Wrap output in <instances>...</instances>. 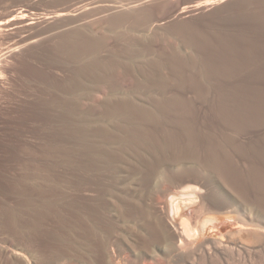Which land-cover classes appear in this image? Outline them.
I'll use <instances>...</instances> for the list:
<instances>
[{
  "label": "rangeland",
  "instance_id": "1",
  "mask_svg": "<svg viewBox=\"0 0 264 264\" xmlns=\"http://www.w3.org/2000/svg\"><path fill=\"white\" fill-rule=\"evenodd\" d=\"M119 14L123 16L115 18ZM116 35L120 37L117 38ZM68 37L72 38V41H69ZM80 37H83V41L78 40ZM94 38L101 41L97 54L67 58L65 39L73 45L77 40L82 43L84 39ZM75 44L73 49L79 47ZM128 48H132L134 52L137 51L135 49H142L143 54L134 57L136 54H132ZM173 54L185 58L193 56L195 61L199 58L200 62L181 65L180 69L183 71L173 69L170 59ZM163 59L167 62L164 63ZM143 60L160 62L145 65L144 71L141 69ZM29 61L30 65L42 68L43 73L34 74L35 76L23 75L24 65ZM95 61L99 62L98 66L93 63ZM139 62L141 68L138 66ZM86 63L90 64L89 69L81 77L77 71ZM219 64L221 65L218 66ZM223 64H228V68ZM248 67L253 69L249 70ZM207 69L214 70L206 72ZM230 69L233 71L230 72ZM203 70L213 75L211 94L204 92L208 93L207 99H219L225 94L231 104H228L229 107L238 104L239 108V101L233 104V100L238 98L236 95L243 97L232 93L233 90L230 89L233 83L237 82L244 92L254 89L258 83L264 85V0H0V264H264V196L260 197V186L254 188L251 182L246 181L248 178L245 153H241L246 150L243 146L246 134L238 136L230 127H225L230 129L219 133H226L228 137L230 135L233 137L231 139L236 140L232 141L233 145L239 146V149L234 151L229 148L232 142L224 143L228 146L224 149L228 148L230 151L227 153L230 156L224 158H227L226 161L231 159L232 163L229 169L226 167L228 165L223 166L225 173L222 167H211L209 161L212 157L204 151H198V156L187 152L184 154L183 150L177 148L174 152L172 147L167 149L170 152L159 150L163 152L157 151V154L153 155L142 149L137 152L135 150L131 155L130 151L128 155L115 160L114 165L111 163L116 166L114 169L108 167L105 171L103 167V172L101 165L98 169L100 171H88L87 178L79 186L74 185L73 173L76 167L74 164L71 166L70 149L74 144L62 139L54 141L51 131L37 115L41 109L34 108L37 96L41 99L49 98V95L44 93L47 89L49 92H56L60 98H63L62 95L66 96L62 90V80L72 73L81 85H76L71 94L74 102L76 101L72 108L76 120L96 122L94 126L103 122L105 126H110L107 125L110 131L116 129L111 126L117 121L121 122L120 119L122 122L124 119L135 120L128 109L115 116L105 113L104 108L111 107L114 100V96L113 99L110 98L111 95L122 93V96L128 94L134 104H143L142 107L145 104L147 109L152 108L160 96L182 98V102H191H183L187 107L184 106V110L186 109V114L189 113L194 120L199 119V123H204L210 119L216 128L221 127L220 118L216 111L212 110L214 107H211V99L206 103L207 100L201 97V91L198 92V98L199 94L188 85L184 86V90L177 86L176 77L179 75L198 74ZM149 71L153 75L150 76ZM258 72L259 76L262 74L261 77L255 75ZM232 74H236L234 79L229 77L234 76ZM149 76L154 79L167 77L169 84L167 83L166 91L161 92V88L155 85L136 83L137 80L143 81ZM24 78L26 79L23 80ZM112 80L117 82L115 88L117 86L119 91L112 90ZM216 95H219L218 98ZM225 96L222 98L227 102ZM155 98L157 99L153 100ZM214 99L211 101L212 105L221 107L220 103L223 104L224 101H218V106L217 100L214 102ZM106 102H109L110 106ZM226 102L223 106H227ZM245 104L241 101V106ZM54 105L53 125L60 130L64 122L63 109L58 103ZM191 105L196 108H192L196 113L191 114ZM188 115V119H191ZM10 116H13V119L9 118ZM220 127L217 130L220 131ZM115 131L117 130H113ZM237 141L242 145L234 144ZM241 146L245 150H240ZM170 149L178 154L174 163L169 160L174 154ZM206 156L210 157L209 160ZM85 159L86 157L84 162ZM205 161H208L207 164H204ZM132 166L136 169H131ZM149 169H154L155 174L153 181L146 186L142 182ZM52 170L53 173L59 174L57 185L42 181ZM84 173L86 175L85 171ZM35 174L41 176L39 184L44 185L41 188L49 194L42 197L37 191L38 188L31 185ZM92 174H99V178L96 180ZM226 177L230 179L227 180ZM51 184H54V189H51L50 193L51 187L48 185ZM185 188L194 191L195 201L182 210L181 207L172 218L167 207L169 196L166 195L178 194V190L180 192ZM254 189L258 190L259 195ZM54 207L59 210H53ZM40 208L47 211L44 212V225L39 236L21 234L25 237L22 238L18 236L20 232L15 235L16 230L9 224L11 219L25 221L34 216V212ZM212 217L213 221L201 229V222ZM30 236L33 238L30 239Z\"/></svg>",
  "mask_w": 264,
  "mask_h": 264
},
{
  "label": "bare ground",
  "instance_id": "2",
  "mask_svg": "<svg viewBox=\"0 0 264 264\" xmlns=\"http://www.w3.org/2000/svg\"><path fill=\"white\" fill-rule=\"evenodd\" d=\"M132 4V3H131ZM121 14V13H120ZM119 14V16H116L115 18H118V17H121V16H123V15H120ZM127 14H129V13H127ZM131 15V14H130ZM129 15V16H130ZM124 16H126V15H124ZM126 19V18H125ZM116 20V19H115ZM117 21H118V19H117ZM136 23V22H135ZM106 24V23H105ZM140 24V23H139ZM110 26V25H109ZM135 26H136V24H135ZM78 34V33H77ZM187 34V33H186ZM192 34H193V32H192ZM195 34V33H194ZM193 34V35H194ZM80 35V34H79ZM121 35V34H120ZM120 35H116V37L117 38H119L120 37ZM68 36V35H67ZM74 36V35H73ZM83 36V35H82ZM232 36V35H231ZM100 37V36H99ZM116 37H115V39H116ZM188 37V36H187ZM200 37V36H199ZM71 38V37H70ZM74 38V37H73ZM78 38V37H77ZM81 38H83V37H80V39H78V40H82L83 41V39H81ZM133 38V37H132ZM68 39H69V37H68ZM72 39V38H71ZM71 39H69V41L71 40ZM193 39V38H192ZM220 39V38H219ZM226 39V38H225ZM66 40L67 39H65L64 41L66 42ZM77 40V39H76ZM78 40H77V43H78ZM102 40H103V38H102ZM187 40V39H186ZM196 40V39H195ZM202 40H203V38H202ZM210 40V39H209ZM222 40V39H221ZM68 40H67V44L64 42V46H65V48H66V55H67V58H73V57H77V56H82V55H91V54H97V51H98V49H99V46H100V43H101V41L99 40V38L97 39H93V40H88V39H84V42H82L81 43V41H80V43H73V45L75 44L76 46H79L77 49H73V47H75V46H73L70 42H69ZM72 41V40H71ZM73 41H75V39L73 40ZM135 41V40H134ZM200 41V40H199ZM223 41V40H222ZM226 41V40H225ZM59 42V41H58ZM62 42V41H61ZM60 42V43H61ZM139 42V41H138ZM191 42V41H190ZM132 43V42H131ZM209 43V42H208ZM223 43V42H222ZM225 43V42H224ZM66 44V45H65ZM80 44V45H79ZM125 44H126V42H125ZM129 44V43H128ZM199 44H201V43H199ZM99 45V46H98ZM189 45V44H188ZM202 45V44H201ZM73 46V47H72ZM177 46V45H176ZM52 47V46H51ZM50 47V48H51ZM126 47H129V46H127L126 45ZM125 47V48H126ZM196 47V46H195ZM57 47L55 46V48L54 49H56ZM130 48H128V50H129ZM135 49V48H134ZM181 49V48H180ZM199 49V48H198ZM60 50V49H59ZM131 51L133 50L132 48L130 49ZM135 50H137V51H129V52H131L132 54H136V55H134V57L136 56H141L142 54H143V52H142V49H135ZM146 50V49H145ZM51 51H52V49H51ZM55 51H57V50H55ZM101 51V50H100ZM54 52V51H53ZM59 52V51H58ZM134 52V53H133ZM172 52V51H171ZM181 52V51H180ZM179 52V53H180ZM228 52H229V49H228ZM232 52H234V51H232ZM232 52H230V53H232ZM57 53V52H56ZM225 53V52H224ZM117 54V51L115 52V55ZM119 54V53H118ZM100 55V54H99ZM113 55V54H112ZM129 55V54H128ZM168 55H169V53H168ZM182 55V54H181ZM189 55V54H188ZM194 55V54H193ZM207 55V54H206ZM225 55H227V54H225ZM195 56V55H194ZM196 56H198V55H196ZM195 56V57H196ZM222 56V55H221ZM230 56V55H229ZM233 56V55H232ZM55 57V56H54ZM83 57V56H82ZM218 57V56H217ZM38 58V57H37ZM41 58V57H40ZM238 58V57H237ZM134 59V58H133ZM162 59V58H161ZM170 59H171V62H172V68L173 69H180L181 67V65H184V64H187V65H194L195 63H196V61H198L199 60V58H198V60H196L195 61V58H193V56H191V57H188V58H185V56L184 57H181V56H178L177 54H173V56H171L170 57ZM213 59H215L214 57H213ZM241 59V58H240ZM239 59V60H240ZM24 60V59H23ZM79 60H80V58H79ZM83 60V59H82ZM92 60V59H91ZM95 60V59H94ZM157 60V59H156ZM156 60H151V61H149V60H145V61H147V63L144 61V62H139L138 64V66L140 67V64L142 65L140 68L142 69V70H144L145 71V68H143V67H145V65H147V64H152V65H155V64H157L158 62H160V61H156ZM159 60V59H158ZM200 60L202 61V57L200 58ZM212 60V59H211ZM220 60V59H219ZM7 61V60H6ZM68 61V60H67ZM99 61H101V60H99ZM104 61V60H103ZM141 61V60H140ZM152 61H154V62H152ZM163 61H164V63L165 62H167V60L166 59H163ZM215 61H217L218 62V60H215ZM234 61H235V58H234ZM248 61V60H247ZM247 61H244V62H247ZM26 62V61H25ZM35 62H38V61H35ZM80 62H81V60H80ZM84 62H86V61H84ZM88 62V61H87ZM102 62V61H101ZM198 62H200V61H198ZM212 62H214V60L212 61ZM228 62V61H227ZM233 62V61H232ZM242 62V61H241ZM243 62V63H244ZM249 62V61H248ZM253 62V61H252ZM28 63V62H27ZM77 63V62H76ZM93 63H96V65L98 66L99 65V62H97V61H95V62H93ZM163 63V62H162ZM202 63V62H201ZM207 63V62H206ZM222 63H224V62H222ZM226 63V62H225ZM224 63V64H225ZM234 63V62H233ZM233 63H231V65L233 64ZM250 63V62H249ZM26 64V63H25ZM33 64V63H32ZM105 64V63H104ZM119 64V63H118ZM167 64V63H166ZM198 64V63H197ZM215 64V63H214ZM214 64H212V65H214ZM223 64V65H224ZM78 65V64H77ZM82 65V64H81ZM129 65V64H128ZM209 65V64H208ZM221 64H219L218 66H220ZM235 65V64H234ZM238 65V64H237ZM247 65H248V63H247ZM257 65V64H256ZM25 67H24V74L23 75H28V74H37V75H41L42 73H43V69L42 68H37V66L36 65H30V61H29V63L28 64H26V65H24ZM89 66H90V64L89 63H86V65H82V67L77 71L78 72V74H79V76H84L83 74H86L87 73V71H88V69H89ZM131 66V65H130ZM160 66H161V64H160ZM163 66H165V65H163ZM167 66V65H166ZM201 66V65H200ZM202 66H203V64H202ZM204 66H205V63H204ZM207 66V65H206ZM210 66V65H209ZM215 67H216V70L218 69L217 68V65L215 64L214 65ZM213 66V67H214ZM225 66V65H224ZM223 66V67H224ZM228 64H227V66H225V67H227L228 68ZM252 66V63L250 64V67ZM254 66V65H253ZM23 67V66H22ZM45 67V66H44ZM79 67V66H78ZM100 67V66H99ZM119 67V66H118ZM159 67V66H158ZM162 67V66H161ZM186 68H187V66H185ZM190 67V66H189ZM213 67H211V68H213ZM222 67V68H223ZM255 67H257V66H255ZM254 67V68H255ZM152 68V67H151ZM196 68V67H195ZM231 68V67H230ZM242 68H243V64H242ZM247 68V67H246ZM76 69V68H75ZM106 69V68H105ZM149 69V68H148ZM165 69V68H164ZM191 69H193V68H191ZM201 69V68H200ZM233 69V68H232ZM238 69V68H237ZM248 69H249V67H248ZM250 69H253V68H250ZM249 69V70H250ZM92 70V69H91ZM110 70V69H109ZM124 70V69H123ZM142 70H140V71H138V72H141ZM181 70V69H180ZM186 70V69H185ZM188 70V69H187ZM189 70H190V68H189ZM198 70V69H197ZM211 70H214V69H211ZM211 70H206V72H208V71H211ZM222 70H224V69H221V71ZM231 70V69H230ZM244 70V69H243ZM256 70V69H255ZM106 71V70H105ZM105 71H103V72H105ZM181 71H183V70H181ZM219 71V70H218ZM225 71V70H224ZM229 71V70H228ZM233 70H231L230 72H232ZM48 72V71H47ZM150 72V71H149ZM149 72H148V74H149ZM190 72V71H189ZM204 70L203 71H200V72H198V74H193V73H186V71H185V75H179V77H176V79L178 80V88H180V89H183L184 90V86H186V85H188L189 87H190V89H194V92H200L201 91V93H203V96L201 95V97H202V99L204 100V99H206L207 101H206V103L208 102L209 103V99H211L210 100V103H211V107L213 108L212 110H214V111H216V113H217V116H218V118H220V120H221V122H222V125H221V127L220 126H218V127H220V131L219 130H217V128H216V126L214 125V124H212V121L210 122L209 120V122L207 121H205L204 123L206 124L207 123V125H204V123H199L200 122V120H199V122H198V120L196 121V120H194V118L192 117V116H190V115H188V114H186L187 113V111H186V109L184 110V108L186 107L185 106V103H183V102H185L186 101V103L188 102L187 100H185V101H183L182 102V98L180 97V95H177V96H179L181 99H179L178 97L177 98H175L176 96H173L174 98H171L170 96H168V97H170V98H161V96L157 99V98H155V99H153V100H156L155 102V104H154V101H153V104H154V106L151 108L150 106H148V107H150V109L148 108H145L146 106H145V104H144V106L142 107V105L141 106H139L138 104L139 103H137V104H134L131 100H130V98H129V95L128 94H125L126 96H122L121 94V96L122 97H120V95L118 94V93H116V94H118L117 96L119 97H117L116 96V94L115 95H111V99H113L112 98V96H114V100H112L113 102H112V105H111V107H109L110 105H109V102L107 103L109 106V108L107 109V107H106V104H104L105 105V107L106 108H104V109H106L105 110V113L106 114H111V115H113L114 114V116L117 114V113H119V112H125L127 109L128 110H131V114L135 117L134 119L135 120H131V121H126V119H124V121L122 122V119H120L121 120V122H118L117 121V123H115V124H113L114 126H111V128H116V129H112V131H110L111 129H109V125L107 124V123H105V124H107L109 127L107 128V125L105 126L104 124H103V122L102 123H100L99 122V124H97V126H94L95 124L94 123H96V122H92V121H86V120H84V119H80V121H79V119H77L76 120V118L74 117V115H73V112H72V108H73V104L76 102H74V98L71 96V94H72V92H73V89H74V87L76 86V85H79V86H81L80 84H78L77 83V81H76V78L75 77H73V75L74 74H72V73H70V74H68V76L65 78V80H62V81H64V86H63V91H64V93L66 94V96H63L62 95V97L63 98H60V96L56 93V92H49L48 90L49 89H47L46 91L47 92H44V93H47L48 95H49V98L47 99V98H45V99H41V98H38V97H40V96H37L36 98H37V100H35L34 101V105H35V107L34 108H38V109H41L40 110V112H39V114H37V115H39V118L41 119V121L45 124V127L46 128H48V130H50L51 132V137L54 139V141H57V140H60V139H62V140H67V141H70V142H72V144H74L73 146H72V148L70 149V151H71V155L70 154H68V155H70V156H72L71 157V161H72V163H71V161H70V163L72 164H70L71 166H74V167H76L75 169H74V173H73V177L75 178L74 180H73V182H74V185H79L80 186V184L81 183H84V181H85V179L87 178L86 176H87V172L88 171H94L95 172V170H97V171H100V170H98L99 169V167L102 165V170H103V167L105 168V171H106V168H112V169H114L116 166H112L111 165V163L113 164V162L115 163V160L117 161V159L119 158H122V156L123 155H128L127 153H129L130 151H131V153H130V155L131 154H133L132 152H134L135 153V150H136V152L137 151H141L142 149H144V150H146L147 152H149L150 154L152 153H156L157 151H159V150H167L168 148H172V147H174V148H172V149H175V148H177L178 150H183L184 151V154H185V152H187V153H191L190 155H196L197 153L199 154V152L198 151H201V152H205V153H207L210 157H212V159H210L211 161H209L210 162V164H211V167H212V165H213V167H215V168H219V169H222L223 168V172H224V167L223 166H226V165H228V166H226L227 167V169H229L228 167H230V165L232 164L231 162H230V157H229V163L226 161V159L227 158H224V157H228V155L229 154H227V153H229L230 151L228 150V148H225V149H227L228 151H225V149H224V147H226L227 145L226 144H224L225 142H227V141H230V142H232L234 139H231V138H233V137H231L229 134V137L228 136H226L224 133V135L226 136H224V135H220L219 133L222 131V130H228V129H233L234 131H235V133L236 134H238V136L239 135H243V134H246V140H244V141H246V142H244L243 141V143H245V144H243V146H244V148H246V150L242 147V148H240V150L242 149V150H245V151H243V152H241V153H245V161H246V163H245V161H244V163L246 164H244L245 166H246V171H247V178H248V180H246V181H249V182H251L253 185V187L254 188H257L256 186H258V188H260L261 190H262V192L260 193L261 195L263 194V189H264V85H262V84H257V86H254V89H249V91H247V92H244V91H242V89L239 87L240 85L237 83V82H235V83H233V85L231 86V89L230 90H233V92L232 93H238V94H240V96H242L243 95V97L242 98H239V95H236L238 98H234V103H233V101H232V103L233 104H235V101H236V103H238V101H239V103H240V106H241V101H243V104H245L246 105V107H244L245 105H243V106H241V108H240V106H239V108H238V104L234 107L233 105V107H229L231 104H229V102H228V99H227V97L225 96V94H224V96H225V99H227V102H226V100L224 101V99L222 98V97H224V96H222L221 98L219 97V99H214V97L213 98H208L207 99V97H208V93H204V92H209V94H211V90H213V87L211 86V79H212V77H213V75L209 72V73H206ZM255 72V71H254ZM137 73V72H136ZM170 73V72H169ZM175 73H177V72H175ZM174 73V74H175ZM196 73V72H195ZM219 73V72H218ZM221 73H223V72H221ZM220 73V74H221ZM236 73V72H235ZM104 74V73H103ZM143 74H145L144 72H143ZM146 74H147V71H146ZM146 74L145 75H143L144 77H146ZM173 74V73H172ZM178 74H180V73H178ZM224 75H225V73H223ZM226 74H228V73H226ZM1 75V74H0ZM151 75H153V73L151 74V72H150V76ZM170 75V74H169ZM217 76H218V74H216ZM232 75H234V76H230L229 75V77H236V74H232ZM255 75H257V76H259V72L258 73H256ZM35 76V75H34ZM49 76V75H48ZM50 76H51V74H50ZM112 76V75H111ZM139 77H140V75H138ZM148 76V75H147ZM150 76L149 77H147V79L146 80H143V81H140V80H137V84H139V83H146V84H148V86L149 85H155V87H160L161 88V92L162 91H166V89H167V83H168V79H167V77H164V78H166V79H164V78H159V79H157V78H155L154 79V77L152 76V78H150ZM220 76V75H219ZM262 76V74L260 73V76L259 77H261ZM2 77V76H1ZM24 77V76H23ZM33 77V76H32ZM39 77V76H38ZM53 77V76H52ZM90 77V76H89ZM105 77V76H104ZM107 77V76H106ZM225 77V76H224ZM229 77H227V78H229ZM26 78H27V76H26ZM26 78H24L23 80H25ZM55 78V77H54ZM80 77H78V79H79ZM98 78H100V77H98ZM111 78V77H110ZM123 78V77H122ZM142 78V77H141ZM150 78V79H149ZM215 78V77H214ZM258 78V77H257ZM109 79V78H108ZM173 79V78H172ZM171 79V80H172ZM224 79V78H223ZM225 79H226V77H225ZM224 79V80H225ZM234 79V78H233ZM261 79V78H260ZM21 81H22V79H20ZM53 80V79H52ZM83 80V79H82ZM100 80H101V78H100ZM106 80V79H105ZM115 80H116V78H115ZM115 80H112V82H111V86L113 87V89L112 90H115L116 92L117 91H119V90H117V86H116V88H115V84L117 83ZM177 80H175V81H177ZM118 81H119V79H118ZM220 81H222V80H220ZM229 81V80H228ZM257 81V80H256ZM255 81V82H256ZM23 82V81H22ZM84 82V81H83ZM170 82V81H169ZM219 82V81H218ZM230 82V81H229ZM232 82V81H231ZM77 83V84H76ZM82 83V82H81ZM176 83V82H175ZM222 83V82H221ZM221 83H219V85H221ZM257 83V82H256ZM145 84V85H146ZM169 84V83H168ZM218 84V83H217ZM224 84V83H223ZM229 84V83H228ZM86 85V84H85ZM84 85V86H85ZM144 85V86H145ZM227 85V84H226ZM139 86V85H138ZM147 86V87H148ZM228 86V85H227ZM230 86V85H229ZM50 87H51V85H50ZM49 87V88H50ZM62 87V86H61ZM78 87V86H77ZM146 87V86H145ZM189 87H187L188 89H189ZM221 87H223L224 88V86L223 85H221ZM85 88V87H84ZM138 88V87H137ZM159 88V89H160ZM230 88V87H229ZM247 88V87H246ZM250 88V87H249ZM83 89V88H82ZM158 89V88H157ZM244 89V88H243ZM36 90H37V88H36ZM41 90V89H40ZM44 90V89H43ZM42 90V91H43ZM179 90V89H178ZM177 90V91H178ZM182 90V91H183ZM220 90H222V89H220ZM224 90V89H223ZM160 91V90H159ZM168 91V90H167ZM187 91V90H186ZM203 91V92H202ZM224 92V91H223ZM227 92V91H226ZM178 93H180V92H178ZM181 93H183V92H181ZM220 93V92H219ZM196 94V93H195ZM199 94V93H198ZM204 94H206V95H204ZM213 94V93H212ZM221 94H222V92H221ZM161 95V94H160ZM175 95H176V93H175ZM215 95V94H214ZM213 95V96H214ZM223 95V94H222ZM245 95V96H244ZM43 96V95H42ZM41 96V97H42ZM45 96H46V94H45ZM116 96V97H115ZM128 96V97H127ZM131 96V95H130ZM156 96H159V95H156ZM164 96V95H163ZM162 96V97H163ZM165 96H167V95H165ZM164 96V97H165ZM196 96H197V94H196ZM199 96H200V94L197 96L198 98H199ZM209 96H211V95H209ZM218 96L219 95H216V97L218 98ZM221 96V95H220ZM235 96V97H236ZM44 97V96H43ZM154 97H155V95H154ZM154 97H152V98H154ZM184 97V96H183ZM215 97V98H216ZM245 97V98H244ZM76 98V97H75ZM116 98V99H115ZM131 98H133L132 96H131ZM161 98V99H160ZM185 99V98H184ZM183 99V100H184ZM202 99H200V101L202 102L203 100ZM213 99H214V102H215V100H217L216 102H218V101H224V102H226L227 103V106H228V104H229V106L227 107V106H225L226 104L223 102V104H225L224 106H223V104L222 103H220V105H221V107H217L215 104L214 105H212V102L211 101H213ZM108 100H110V99H108ZM133 100H135V99H133ZM150 101H152L151 99H149ZM229 100H230V98H229ZM33 101V100H32ZM136 102V101H135ZM142 102H144V101H142ZM195 102V101H194ZM204 102V101H203ZM213 102V103H214ZM30 103H31V101H30ZM33 103V102H32ZM58 103V105L59 106H61L62 107V117H63V126H61L60 128V130H58L57 128H55V126L53 125V120H54V114H53V110H55L54 108V104H57ZM172 103V104H171ZM175 103V104H174ZM189 103V102H188ZM181 104H183V105H181ZM189 104H191V102L189 103ZM195 104V103H194ZM193 104V105H194ZM219 105V102H218V106H220ZM23 106H26V105H23ZM32 106V105H31ZM185 106V107H184ZM188 106V105H187ZM192 106V105H191ZM195 106V105H194ZM223 106V107H222ZM61 107H59V108H61ZM20 108H22V107H20ZM19 108V109H20ZM187 108V107H186ZM189 108H191L190 110H192V108H194L193 106L192 107H189ZM29 109V108H28ZM194 109H196V108H194ZM23 110V109H22ZM189 110V109H188ZM211 110V111H212ZM26 111V110H25ZM194 111V112H193ZM209 111V110H208ZM208 111H207V113H208ZM130 112V111H129ZM190 112V111H189ZM192 113L191 114H193V113H196L195 112V110H192L191 111ZM20 113V112H19ZM31 113V112H30ZM58 113V112H57ZM16 114V113H15ZM23 114V113H22ZM205 114V113H204ZM12 115V114H11ZM17 115V114H16ZM15 115V116H16ZM29 115V114H28ZM37 115H35V117H38ZM118 115V114H117ZM187 115L189 116V117H192L191 119H188V117H187ZM209 115V114H208ZM14 116V117H15ZM19 116H20V114H19ZM33 117H34V114L32 115ZM107 116V115H106ZM8 117V116H7ZM13 117V116H12ZM11 116L9 117V118H12ZM18 117V116H17ZM17 117H15V118H17ZM167 117V118H166ZM7 119V118H6ZM13 119V118H12ZM12 119H10V121L12 120ZM62 119V118H61ZM118 119V118H117ZM193 119V120H192ZM197 119V118H196ZM119 120V121H120ZM9 121V122H10ZM36 121V120H35ZM34 123V122H33ZM112 123V122H111ZM101 124V125H100ZM103 124V125H102ZM217 124V123H216ZM94 126L93 128L91 127V126ZM111 125V124H110ZM218 125V124H217ZM24 127V126H23ZM225 127H230V128H225ZM22 129V128H21ZM32 129V128H31ZM219 129V128H218ZM42 130V129H41ZM113 130H117V131H115V132H113ZM212 130V131H211ZM214 130V131H213ZM215 130H217V132L215 131ZM224 130V131H225ZM224 131H222V132H224ZM221 132V133H222ZM218 133V134H217ZM7 135H9V134H7ZM219 135H220V137H219ZM221 136H223V137H221ZM237 136V135H236ZM237 136V137H238ZM219 137V138H218ZM223 138V139H222ZM222 141H224L223 143H221ZM236 140H234V142H235ZM229 143V142H228ZM227 143V144H228ZM234 144H237V145H242V143L239 141V143H238V141H237V143H234ZM230 145V144H229ZM231 145H233V142L231 143ZM230 145V146H231ZM229 146V148H232L233 150L234 149H239L236 145L234 146L233 145V147L231 146L230 147ZM228 147V146H227ZM237 147V148H236ZM61 149V148H60ZM131 149H133V150H131ZM172 149H170L171 151H172ZM177 149H175V150H173L174 152H176L177 151ZM231 150V149H230ZM236 150V151H237ZM169 150H167V152H168ZM172 151V152H173ZM232 151V150H231ZM235 151V150H234ZM143 152V151H142ZM160 152V151H159ZM161 152H163V151H161ZM160 152V153H161ZM170 152V151H169ZM173 152V153H174ZM160 153H159V155H160ZM183 153V152H182ZM153 154V155H154ZM157 154V153H156ZM169 154H171V153H169ZM197 154V155H198ZM201 154V153H200ZM204 154V153H203ZM231 154H233L232 152H231ZM135 155H137V153L135 154ZM158 155V156H159ZM244 155V154H243ZM32 156V155H31ZM34 156V155H33ZM32 156V157H33ZM48 156V155H47ZM152 156V155H151ZM157 156V155H156ZM188 156V155H187ZM199 156V155H198ZM200 156H202V155H200ZM208 156V157H209ZM230 156V155H229ZM83 157V158H82ZM84 157H86V159H85V162H84ZM161 157V156H160ZM159 157V158H160ZM170 157V156H169ZM178 154H176V153H174V154H172L171 155V157L169 158V160L171 161V162H175L178 158ZM207 156H206V158H208ZM209 157V158H210ZM51 158V157H50ZM193 158H196V157H193ZM209 158L207 159V160H209ZM223 158H224V160H223ZM232 158H233V155H232ZM201 159H202V157H201ZM194 160V159H193ZM196 160V159H195ZM199 160V159H198ZM197 160V161H198ZM203 160H205L204 158H203ZM32 161H34V158H33V160ZM32 161H31V163H32ZM37 161V160H36ZM49 161V160H48ZM130 161V160H129ZM186 161V160H185ZM200 161V160H199ZM236 161V160H235ZM39 162V161H38ZM173 162V163H174ZM204 162V161H203ZM206 162V161H205ZM208 162V161H207ZM207 162L206 163H204V164H207ZM232 162H234V160L232 161ZM37 163V162H36ZM132 163V162H131ZM168 163V162H167ZM231 163V164H230ZM235 163V162H234ZM233 163V164H234ZM39 164V163H38ZM74 164V165H73ZM153 164V163H152ZM182 164V163H181ZM196 164V163H195ZM199 164H203V163H199ZM27 165V164H26ZM36 166H37V164H35ZM54 165V164H53ZM114 165V164H113ZM195 166H197V165H195ZM208 166V165H207ZM38 167V166H37ZM73 167V168H74ZM114 167V168H113ZM210 167V166H209ZM220 167H222V168H220ZM226 167H225V169H226ZM40 168V167H39ZM133 168H135L136 169V167H133L132 166V168L131 169H133ZM141 168V167H140ZM232 169H233V166L231 167ZM230 168V169H231ZM130 169V170H131ZM197 169V168H196ZM208 169V168H207ZM216 169V170H217ZM227 169L225 170V171H227ZM50 170V169H49ZM83 170V171H82ZM116 170V169H115ZM114 170V171H115ZM146 170V169H145ZM72 171V170H71ZM82 171V172H81ZM84 171L86 172V175H84L85 173H84ZM107 171H109V170H107ZM133 172H134V170H132ZM195 171V170H194ZM220 171V170H219ZM222 171H220V173L222 172ZM234 171V170H233ZM102 172V171H101ZM103 172H104V170H103ZM113 172V171H112ZM146 172V171H145ZM228 172V171H227ZM230 172V171H229ZM225 173V172H224ZM233 173V172H232ZM30 174H31V172H30ZM38 174H40V172L38 173ZM42 174V173H41ZM113 174V173H112ZM115 174V173H114ZM154 174H155V172H154V169H149L146 173H145V175H144V177H143V184L144 185H149L152 181H153V178H154ZM28 175V174H27ZM32 175V174H31ZM30 175V176H31ZM91 175V174H90ZM90 175H89V177H88V179L90 178ZM93 175V174H92ZM99 175V174H98ZM94 176V178H96V180H97V178H99V176ZM223 175V174H222ZM227 175V174H226ZM226 175H224V176H226ZM72 176V175H71ZM193 176V175H192ZM238 176V175H237ZM34 178H33V181H32V183H31V185L33 186V187H37L36 189H37V191L39 192V194L40 195H42V197L45 195V194H49L48 192H44L43 191V189L41 188L42 186L44 187V185H41V184H39V179H41L40 177V175H37V174H35L34 176H33ZM28 178V177H27ZM59 178V174L57 175V174H55V172L53 173V170H52V172H50L46 177H43V180L42 181H46V182H53V183H55V185H57V183H58V181L57 180H59L58 179ZM72 178V177H71ZM93 178V177H92ZM93 178V179H94ZM110 178V177H109ZM167 178V177H166ZM223 178H225V177H223ZM227 178V177H226ZM229 179H230V177H228ZM228 178H227V180H228ZM101 179V178H100ZM237 179H238V177H237ZM27 180V179H26ZM29 180V179H28ZM69 180V179H68ZM95 180V179H94ZM108 180V179H107ZM115 180V179H114ZM122 180H123V178H122ZM226 180V179H225ZM44 181V182H45ZM70 181V180H69ZM101 181V180H100ZM100 181H99V183H100ZM102 181H103V179H102ZM106 181V180H105ZM138 181V180H137ZM195 181V180H194ZM41 182V181H40ZM43 182V183H44ZM67 182V181H66ZM89 182V181H88ZM248 182V183H249ZM28 183H29V181H28ZM27 182H26V185L28 184ZM70 183H71V181H70ZM95 183H96V181H95ZM44 184H46V183H44ZM71 184H73V183H71ZM103 184V183H102ZM60 185V184H59ZM83 185V184H82ZM137 185H138V183H137ZM250 185V184H249ZM49 187H51L49 190H50V193H51V189H54V184H51V185H48ZM251 186V185H250ZM260 186V187H259ZM33 187H31V188H33ZM186 187V186H185ZM55 188H56V186H55ZM81 188V187H80ZM259 189V191H261ZM47 190V189H46ZM248 190V189H247ZM34 191H36V190H34ZM249 191V190H248ZM252 191V190H251ZM254 191H256L255 189H254ZM258 191V190H257ZM257 191H256V194H258L257 193ZM171 192V191H170ZM64 193V192H63ZM172 193V192H171ZM174 193V192H173ZM177 193V192H176ZM55 194V193H54ZM250 194H251V192H250ZM249 194V195H250ZM40 195H39V198H40ZM124 195V194H123ZM158 195V194H157ZM195 195V193H194V191H192V189H182V190H180V192H179V190H178V194H169L168 193V195H166V196H169L168 198H167V207H168V213L170 214V216L172 217V218H174V216L175 215H177V213H178V210L181 208V210L184 208V207H186V206H189L190 204H192L194 201H195V197H196V195ZM259 195V194H258ZM260 195V197H262L263 198V196L264 195H262L261 196ZM47 196V195H46ZM139 196V195H138ZM50 197V196H49ZM256 197H258L257 195H256ZM255 197V198H256ZM123 198V197H122ZM125 198H127V197H125ZM123 199V200H125V203H127L126 201V199ZM28 199H30V198H28ZM43 199V198H42ZM79 199V198H78ZM128 199V198H127ZM254 199V198H253ZM41 200V199H40ZM129 200V199H128ZM135 200V199H134ZM264 200V199H263ZM262 200V201H263ZM47 201V200H46ZM251 202H253L254 200H250ZM258 201V200H257ZM261 201V202H262ZM72 202V201H71ZM29 203H31L30 201H29ZM53 203V202H52ZM75 203V202H74ZM124 203V204H125ZM255 203V202H254ZM258 203V202H257ZM47 204V203H46ZM49 204V203H48ZM72 204V203H71ZM83 204V203H82ZM140 204H142V203H140ZM251 204V203H250ZM262 204V203H261ZM50 205V204H49ZM53 205V204H52ZM51 205V207H53V206H55V205H53L52 206ZM84 205V204H83ZM126 205V204H125ZM30 206V205H29ZM48 206V205H47ZM70 206V205H69ZM79 206V205H78ZM81 206V205H80ZM142 206V205H141ZM263 206V205H262ZM46 207V206H45ZM57 208V207H56ZM55 207H54V209L53 210H55L56 209ZM127 208V207H126ZM129 209V208H128ZM57 211L59 210V209H56ZM55 210V211H56ZM264 210V209H263ZM47 211V210H46ZM46 211H44L43 209H37V211H35L34 212V216H30L31 218H28L27 220H25V221H23V220H21V219H18V218H12L11 219V222L9 223L10 224V226L13 228V230H16V234L15 235H17L19 232H20V234L18 235L19 237H22L21 236V234H23V235H26V234H31V235H38L39 236V234L41 233V231H42V227H43V225H44V212H46ZM51 211V210H50ZM32 212V211H31ZM79 212H81V211H79ZM130 212H131V210H130ZM263 212V211H262ZM51 214V213H50ZM57 214V213H56ZM78 214V213H77ZM27 216H28V214H27ZM58 216V215H57ZM62 216V215H61ZM27 218V217H26ZM48 218V217H47ZM58 218V217H57ZM61 219V218H60ZM213 217L212 218H206V219H204L202 222H201V226H200V228L201 229H203L208 223H210V222H212L213 221ZM84 220V219H83ZM82 220V221H83ZM79 221H81V220H79ZM48 223V222H47ZM58 223H60V222H58ZM213 224V223H212ZM59 226V225H58ZM64 226V225H63ZM216 226V225H215ZM240 227V226H239ZM19 228V229H18ZM63 228V227H62ZM61 228V229H62ZM77 228H78V226H77ZM149 228V227H148ZM242 228V227H241ZM45 229V228H44ZM43 229V230H44ZM201 229H200V231H201ZM84 230V229H83ZM242 230V229H241ZM245 230V229H244ZM81 231V230H80ZM203 231V230H202ZM83 232V231H82ZM158 232V231H157ZM240 232V231H239ZM95 233V232H94ZM24 237V236H23ZM22 237V238H23ZM31 237L32 236H30V239H31ZM37 237V236H36ZM25 238V237H24ZM33 238V237H32ZM165 239V238H164ZM23 240V239H22Z\"/></svg>",
  "mask_w": 264,
  "mask_h": 264
}]
</instances>
